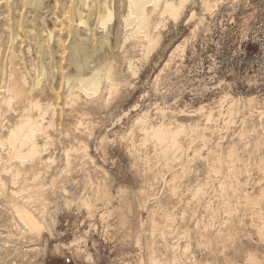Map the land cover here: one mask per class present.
Masks as SVG:
<instances>
[{
  "label": "rangeland",
  "instance_id": "374dc122",
  "mask_svg": "<svg viewBox=\"0 0 264 264\" xmlns=\"http://www.w3.org/2000/svg\"><path fill=\"white\" fill-rule=\"evenodd\" d=\"M74 1L0 0V121L10 52L28 95L54 110V125L45 124L51 172L40 178L46 222L39 235L30 233L0 197V264H151L153 255L169 264L173 245L186 235L192 253L183 261L178 252L176 264H197L209 253L200 233L217 237L223 223L237 222L243 234L251 232L264 217V198L250 199L264 191V0H208L215 4L208 9L205 0H190L176 20L157 11L153 21H163L151 26L158 37L146 59L133 38L121 47L125 0H90L98 9L87 28L75 25ZM103 1L113 12L104 28L97 22ZM102 66L116 77L111 94L102 83L91 98L80 91L72 101L65 96L67 76ZM36 75L43 92L34 90ZM144 111L153 122L187 126L181 152L155 160V175L143 159L154 156L153 143L141 141L133 124ZM66 163L68 173L60 174ZM98 182L109 197L95 201L91 214L81 198L94 200Z\"/></svg>",
  "mask_w": 264,
  "mask_h": 264
},
{
  "label": "bare ground",
  "instance_id": "6f19581e",
  "mask_svg": "<svg viewBox=\"0 0 264 264\" xmlns=\"http://www.w3.org/2000/svg\"><path fill=\"white\" fill-rule=\"evenodd\" d=\"M40 1L41 0H30V3L39 4ZM125 1L126 9L121 19L126 33L122 40L121 47L124 46L127 39L133 38L139 42L138 44L140 45L143 54L142 56L145 59L149 55L154 44H156L158 37V35L155 34L156 31L153 32V28L151 29L152 24L155 22L156 28L157 25L163 21L159 18H162L165 15L176 20L181 14L185 4L190 2V0ZM212 4H214V2L210 3L208 0H205L203 6L208 9ZM95 8V3H90V0H75L73 12L74 15L78 17L77 20H74L75 25L87 28L88 19L95 13ZM99 8L98 21H96L104 28L107 26L108 22L112 20L113 12L106 1H103L102 5L99 4ZM157 11L159 18L158 20L154 19L153 21L152 16ZM191 14H193V11ZM178 46L180 45L178 44ZM178 46L174 49H177ZM183 46L184 45L180 48H183ZM72 48L74 53L77 52L78 49L76 46H72ZM174 51H171L169 55L170 57L174 54ZM13 57L14 52H10V66L7 73L8 83L6 85V94L2 98L4 109L0 121V197H3V201H5L3 203H7V208L11 210L13 220L14 218L17 219L30 233L39 235L46 222V201L48 200L44 193L45 188H42L43 183L40 178H42L41 175L44 173H48L49 176V172H51L46 163L53 159L52 156L47 155V147L48 145H52V138L49 134L48 125H54V110L52 103L45 104L28 95L25 88L27 79L18 68H15L12 65V60H14L12 59ZM129 57L125 58L127 69L132 75H136L138 70L132 61V58ZM170 57L165 65L168 64L169 60L172 58ZM75 65L77 68H80L83 64L82 62H79ZM37 75L33 79L34 90L43 92L41 88V80L39 79L40 77ZM70 78V76H67L66 79L64 78V84L66 87L65 96L71 101L76 97H79L77 91H80L91 98L97 95L100 91L102 83H105V88L110 94L116 89L117 85L116 77L112 72L111 67H93L87 72L79 73L73 79ZM14 104L18 105V107L14 108ZM200 108L202 107H199V109ZM49 109H52V113L49 120L46 121L45 118ZM199 109L198 111H200ZM10 110H16L15 115L17 116L15 118L11 119L7 116L9 114L7 111ZM133 120L135 128L137 127L138 130L142 132L141 134L143 135V138L141 141L149 140L153 143L154 156L152 158L145 157L143 159L146 164L145 166L150 171H154L155 175L158 171L156 170L157 166L156 169L153 167L155 160L158 158L167 160L170 157L177 156V152H181L183 147L182 136L187 126L178 121L168 123H165L164 120L153 122L149 119L148 111L136 115ZM46 123H48V125H45ZM131 131L132 129L130 132ZM101 141L104 143L105 137H102ZM133 152H136V149H134ZM67 158L68 157H66V159ZM67 161L69 162L68 159ZM69 164L66 163L60 174H63V172L66 171L68 173V170L70 169ZM167 166L170 167L169 164H167ZM57 173L58 172H56L55 175ZM45 176L47 177V174ZM177 188L178 183L176 175H174L170 178L169 191L174 195ZM95 191L96 195L94 200L90 197L81 198L82 206H85L91 214L97 201H105L109 197L108 192L103 189L102 184L99 182L96 184ZM263 198L264 191L260 196H252L250 199L254 203H259ZM146 201L144 207L147 206ZM148 201H150V199H148ZM141 204L142 203H140V205ZM227 210L230 211V207H228ZM167 215L168 214L163 212L161 217H166ZM158 224V221L153 220V227L155 230H159ZM250 228L251 232L243 234L244 230L241 223H223L221 226V233L217 237H213L216 235L209 234L208 232L207 234L200 233L199 240L201 243H204V246L209 247V253L207 255L205 254L206 258L204 261L197 264H264V217L258 222L251 224ZM180 238H185V241L183 244L178 242L173 245L171 256H169L171 257L168 261L169 264H176L178 252L181 254V257H183V261L189 258L188 254L192 253L190 237L186 235V237L183 236ZM150 261L151 264H166L160 255L151 256Z\"/></svg>",
  "mask_w": 264,
  "mask_h": 264
}]
</instances>
